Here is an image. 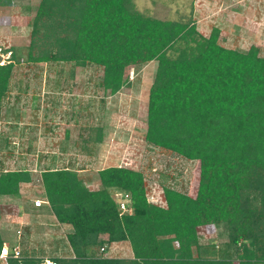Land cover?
<instances>
[{"label": "trees", "instance_id": "1", "mask_svg": "<svg viewBox=\"0 0 264 264\" xmlns=\"http://www.w3.org/2000/svg\"><path fill=\"white\" fill-rule=\"evenodd\" d=\"M219 37L218 28L203 36L189 18L143 14L133 0H40L27 62L69 64L71 76L98 67L108 95L130 85L131 68L156 62L145 143L199 162L196 197L165 187L163 209L147 203L136 170H99L95 190L71 166L55 168L53 157L40 173L41 187L56 221L72 228L73 254L57 264H264V57L254 46L245 53L224 48ZM3 53L10 56L0 65V116L17 62L13 51ZM90 130L88 154L101 141V129ZM31 182L25 169L0 172V197L16 198ZM112 192L130 196L131 214H119ZM213 228L226 237L220 256L214 243L200 241L199 231ZM120 242L131 258L100 253ZM3 245L0 235V251ZM6 263L43 259L20 254Z\"/></svg>", "mask_w": 264, "mask_h": 264}, {"label": "rangeland", "instance_id": "2", "mask_svg": "<svg viewBox=\"0 0 264 264\" xmlns=\"http://www.w3.org/2000/svg\"><path fill=\"white\" fill-rule=\"evenodd\" d=\"M40 0H9L1 7L8 18L0 32V65L16 54L10 88L0 117V172L19 169L32 174V182L21 185L20 201L0 197V227L10 248L17 239L16 226L22 218L15 205L43 199L40 173L53 160L54 167L71 166L90 189H100L98 171L124 167L138 171L148 185L156 182L188 195L187 185L199 174V162L145 143L147 99L156 62L128 71L130 85L115 95L99 87L101 69L87 66L76 71L69 64H32L26 60L31 23ZM137 11L159 20L193 21L197 31L208 37L220 30L219 44L242 53L254 46L264 57V0H133ZM0 9V11H1ZM2 14V15H3ZM4 16V15H3ZM101 129V141L92 154L83 150L85 139ZM87 146V145H86ZM199 175L193 185L195 196ZM186 184V186H185ZM112 192V197H117ZM15 199V198H13ZM2 216V217H1ZM6 222L8 224H6ZM40 235L37 244L49 242ZM202 244L214 243L216 256L226 240L224 230L199 231ZM27 247H31L30 242ZM112 246V245H111ZM110 246V247H111ZM105 257H132L128 243L120 242Z\"/></svg>", "mask_w": 264, "mask_h": 264}, {"label": "crops", "instance_id": "3", "mask_svg": "<svg viewBox=\"0 0 264 264\" xmlns=\"http://www.w3.org/2000/svg\"><path fill=\"white\" fill-rule=\"evenodd\" d=\"M9 0H2L0 3V9L5 4H8ZM0 11V32H4L5 28L8 31L13 32L16 27H4L3 20L8 18L6 13H1ZM4 16H3V15ZM7 62V61H6ZM4 64V63H2ZM11 82V81H10ZM1 117V116H0ZM56 168V167H55ZM77 173V172H76ZM21 196V187H20V195L13 199L10 197L12 201L19 202V197ZM21 198V197H20ZM44 200V198H43ZM24 207L15 205L14 207L17 210L16 214L22 215L20 220H18V224L16 226V234L17 239L14 243L13 248H18L22 255L32 256L35 258H41L43 260H54L56 258L68 259L72 257V251L67 241V235L72 232V228L68 225L59 224L55 217L51 214L50 207L48 205H43L40 208H35L33 206V202L27 203ZM2 217V216H1ZM0 222H4L1 220ZM6 224H8L6 222ZM3 227H0V235L6 243V240L3 238ZM40 235L47 236L49 242L37 244V240L40 239ZM45 238V237H44ZM45 238V239H46ZM41 242L44 240L40 239ZM30 242L31 247H27ZM126 243V242H123ZM112 245V246H111ZM109 250H113V246L118 245V243L111 244ZM132 255V253H131ZM130 258V257H126ZM0 264H7L5 260L0 259Z\"/></svg>", "mask_w": 264, "mask_h": 264}, {"label": "built area", "instance_id": "4", "mask_svg": "<svg viewBox=\"0 0 264 264\" xmlns=\"http://www.w3.org/2000/svg\"><path fill=\"white\" fill-rule=\"evenodd\" d=\"M192 175H193V177L191 179V182L189 183V185H187L188 192H189V194L187 195L188 197H191V194H193V190H194L193 185L195 183L196 176H198L199 174L197 175L196 171H195L194 174L192 172ZM152 183L153 184H151V185L146 184L144 176H143L144 193H145V198H146L147 203L151 204L153 206L159 207V208L166 209L167 204H166L165 197H164V188L165 187L160 186L156 182V180H154ZM171 186L172 187H167V188H169L171 190L179 191L173 187V183H171ZM185 186H186V184H185ZM197 187H198V185H197ZM179 192H181V191H179ZM181 193H184V192H181ZM114 194L116 195V197L118 199L117 203H118L119 214L120 215L131 214L132 210L128 206L130 203V196L129 195H123L120 192H115ZM196 194H197V188H196L195 196L191 197V198H195ZM43 205H48V202L45 201V199L44 200L43 199H37L33 202V206L35 208H40ZM109 248L110 247H106V246L100 248V253L103 255V257H105L107 251H110ZM20 254H21V252L18 248L12 249V248H10V246L8 244L4 243V245L0 251V259L5 260V261L9 257L17 259L20 257ZM41 264H57V263L53 260H43V263H41Z\"/></svg>", "mask_w": 264, "mask_h": 264}]
</instances>
